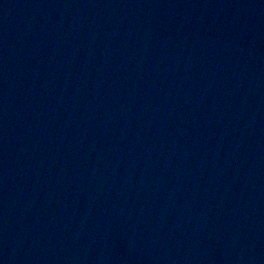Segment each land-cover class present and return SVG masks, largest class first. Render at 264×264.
<instances>
[{
	"label": "water",
	"instance_id": "water-1",
	"mask_svg": "<svg viewBox=\"0 0 264 264\" xmlns=\"http://www.w3.org/2000/svg\"><path fill=\"white\" fill-rule=\"evenodd\" d=\"M0 264H264V0H0Z\"/></svg>",
	"mask_w": 264,
	"mask_h": 264
}]
</instances>
